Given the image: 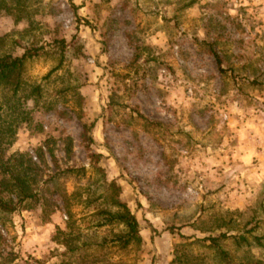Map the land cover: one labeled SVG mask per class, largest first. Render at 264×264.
<instances>
[{"label": "rangeland", "instance_id": "obj_1", "mask_svg": "<svg viewBox=\"0 0 264 264\" xmlns=\"http://www.w3.org/2000/svg\"><path fill=\"white\" fill-rule=\"evenodd\" d=\"M26 51L0 200L24 168L35 198L0 211V264H264V0H0V57Z\"/></svg>", "mask_w": 264, "mask_h": 264}, {"label": "trees", "instance_id": "obj_2", "mask_svg": "<svg viewBox=\"0 0 264 264\" xmlns=\"http://www.w3.org/2000/svg\"><path fill=\"white\" fill-rule=\"evenodd\" d=\"M59 45H63V41L59 42ZM34 55L36 52H33ZM61 54V51H60ZM29 52H24L20 57L2 56L0 57V82L9 81L12 73L21 66L22 61L25 58H29ZM216 64L219 66V61L216 60ZM14 75V74H13ZM16 77V76H15ZM16 81V80H14ZM10 83V81H9ZM13 81L11 82V84ZM17 82L14 83V89L17 87ZM21 165V163L19 164ZM21 170V169H20ZM36 169L24 168L18 176H14L13 180L7 181L5 185L15 193L14 198L16 199L13 203L11 200L4 202L0 200V211L1 212H13L15 207L21 204L23 201L31 198H35V195L29 189V185L34 182V178H27L26 172H35ZM119 211L114 213L104 212V217L107 222L115 221L124 227V233L122 235L114 236L113 241L117 243L120 248H124L129 244L138 243L140 241L138 224L134 216L121 204H118ZM220 238L224 236H219ZM213 247H216L217 238H208Z\"/></svg>", "mask_w": 264, "mask_h": 264}]
</instances>
